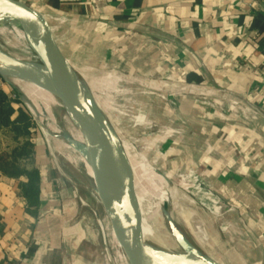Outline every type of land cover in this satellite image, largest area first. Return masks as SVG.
<instances>
[{"label": "crops", "instance_id": "obj_1", "mask_svg": "<svg viewBox=\"0 0 264 264\" xmlns=\"http://www.w3.org/2000/svg\"><path fill=\"white\" fill-rule=\"evenodd\" d=\"M18 1L55 20L92 68L146 84L148 124L156 115L171 132L160 154L225 207L215 232L224 262L264 264V0ZM41 174L34 216L27 179L0 171V264H110L102 234L90 220L73 223L75 202Z\"/></svg>", "mask_w": 264, "mask_h": 264}, {"label": "water", "instance_id": "obj_2", "mask_svg": "<svg viewBox=\"0 0 264 264\" xmlns=\"http://www.w3.org/2000/svg\"><path fill=\"white\" fill-rule=\"evenodd\" d=\"M0 18L17 22L21 29L29 28L41 34L58 52V59L47 64L26 62L3 49L1 28L0 76L24 97L27 85L32 84L55 94L70 109L80 140L66 139V143L76 147L89 166L95 192L128 264H170L157 237L148 241L143 239L138 199L128 191L124 177L128 170L127 158L123 151L112 149L105 113L96 98L98 91L92 88L84 74L85 70H92L77 46L69 37L62 36L55 20L22 1L0 0ZM80 70H84L83 73ZM28 109L37 121L36 115ZM167 206L173 209L169 201ZM173 212H179L181 220L180 233L175 236L181 253L189 264H201L196 259L197 252L189 237L185 218L179 210Z\"/></svg>", "mask_w": 264, "mask_h": 264}, {"label": "rangeland", "instance_id": "obj_3", "mask_svg": "<svg viewBox=\"0 0 264 264\" xmlns=\"http://www.w3.org/2000/svg\"><path fill=\"white\" fill-rule=\"evenodd\" d=\"M88 66L91 70L96 69L111 73L115 71L123 74L118 70L109 69L110 67L102 69L92 68L90 65ZM8 87L10 91L14 90L11 86L8 85ZM16 92L17 98L15 97V99L24 105L25 109L30 114L32 121L35 123V127L31 128V134L29 135L18 136L11 130L0 131V164L3 165V163L11 162L13 160L12 156L15 149H20L27 143L34 145L33 156L28 158L20 157L18 158L17 163L28 169L39 168L41 171L48 172L51 180L57 182L60 186L57 190V194L59 196L61 195L62 198L72 199L75 202V211L73 214L71 213V215H73L72 222L77 223L83 219H86V221L90 220L95 225L96 229L102 234L103 241L100 247L102 254H104L106 258L108 257V259L110 257L112 264H128L127 260H125V262L121 261L122 263L120 262V258L124 254L118 247V242L114 237V233L110 230L111 225L95 192L93 181L90 179V177L93 178V175L89 166L80 155L79 150H74L72 153L69 149L66 150V153H69V156L67 157V154L62 148L61 141L57 142V144H59L58 147L60 154L48 146L45 128L40 120L42 117L43 120H45L48 117L46 114L52 113L53 111L57 112L59 110L56 109V107L51 110V106L45 104L36 90L31 86H28L26 89L25 97L22 93L18 91ZM148 93L149 90L146 84L132 85L124 82L115 90L107 91L105 93L107 95L108 103V110L105 113L110 116L112 126L114 128L117 127V129L123 134L124 139L129 143H132L137 151L144 155L146 161L151 164V168L157 174H164L169 181H171V184L178 186V188L186 195V198H189L190 201L195 198L199 203L193 206L185 202L183 203L185 204V211L181 213L186 220V228L188 230L189 227L193 234L195 231L204 232L206 243L201 245L203 250L206 253L215 256L220 262H224L223 259L228 260L227 253L221 249L222 246L219 244L220 241L218 242L215 239V232H220L224 229L220 227L219 223L217 224V220H220V217L224 215L225 207L218 198L205 189V186L202 185V181L196 173L178 171V169H175V165L172 164V159L170 157H163L160 154L163 148L158 139L166 134H171V132H167L168 130H165L164 127H162V123L160 124L156 122V115H152L155 121L150 125L148 124L150 121L149 114H152L150 109L152 110V108H155V105L146 106V96H148ZM200 102L204 104H208L209 102L213 103L209 99L204 98H200ZM26 105L36 115L37 121ZM14 106L17 109L20 107V105L16 103ZM57 113L60 115V111ZM54 120H56V117L53 118V121ZM69 148L72 150L70 146ZM128 191L130 192L129 188ZM155 197L158 200L159 196L154 195V198ZM210 207L219 212L221 216L216 217L213 215L207 210ZM178 213L179 212H175L174 214L180 225L181 220ZM187 217L189 218V225ZM158 219L163 221L165 218L161 215ZM162 228L165 232H171V227L165 222V220ZM147 230L154 237H157L159 244L166 249L178 255H183L181 250L179 251L180 248L178 245L149 229ZM188 234L190 237L189 230Z\"/></svg>", "mask_w": 264, "mask_h": 264}, {"label": "bare ground", "instance_id": "obj_4", "mask_svg": "<svg viewBox=\"0 0 264 264\" xmlns=\"http://www.w3.org/2000/svg\"><path fill=\"white\" fill-rule=\"evenodd\" d=\"M1 28L3 30V49L7 50L13 56L37 65L47 64L58 59V54L54 52L34 30L29 28L21 29L17 25V22L0 18V29ZM76 69L78 70V68ZM80 71L83 73L84 70ZM84 74L88 78L92 88L97 89L98 95L96 98L104 113L108 110L107 95L105 94L107 91L115 90L124 82L129 84H139L137 80L128 78L119 72L111 73L108 71L92 69V71L85 70ZM28 86H31L36 90L45 104L51 106V110L56 107V109L60 111V115L57 113L59 111H53L52 113L46 114L48 117L45 120H43V117L40 120L45 128L48 146L60 154L58 147L59 144H57V142L61 141L65 153L68 149L71 153L74 152V150H78L76 147H72L66 143V139L74 142L80 140V135H77L76 128H74L73 125L72 112L70 109L67 108L55 94L37 88L32 84H28L27 87ZM54 117H56V120L53 121ZM105 117L110 132L112 149L114 151H123L127 158L128 170L124 174V177L127 187L130 189V193L138 199L142 214L141 228L144 241H148L154 237L147 230L149 229L177 245L175 236L180 233V225L173 211L179 210L180 212H184V202L191 206L199 203L195 198L190 201L178 186L171 184V181H169L167 177L157 174L151 168V164L146 161L144 155L139 153L132 143H129L124 139L123 134L117 129V127L114 128L112 126V120L107 113H105ZM56 136H59L60 138ZM66 154L68 157L69 153ZM153 194L159 196L158 200L156 197L154 198ZM168 201L173 204L172 210L167 207ZM207 210L216 217L221 216L220 213L212 209V207ZM161 215H163L165 222L171 227V232H165L163 230L162 227L164 225V220L162 221L158 219ZM187 221L189 225L188 217ZM188 230L192 244L197 252L196 259L201 264H210L211 262L221 263L215 256L206 253L203 250L201 245L206 243L204 232L195 231L193 234L189 227ZM161 247L170 264H189L184 255L173 253L162 245Z\"/></svg>", "mask_w": 264, "mask_h": 264}, {"label": "trees", "instance_id": "obj_5", "mask_svg": "<svg viewBox=\"0 0 264 264\" xmlns=\"http://www.w3.org/2000/svg\"><path fill=\"white\" fill-rule=\"evenodd\" d=\"M19 104L17 109L14 104ZM17 114V118L13 119ZM35 127V123L24 105L16 100L12 101L6 94L0 93V131L11 130L20 135L31 134V128ZM34 145L31 143L24 144L20 149L13 151V160L9 163L0 164V171L6 176L20 180L26 178L27 182H20V188L27 201L28 211L34 215H38V211L42 202L43 180L41 171L37 168L28 169L17 163L20 157L33 156Z\"/></svg>", "mask_w": 264, "mask_h": 264}, {"label": "built area", "instance_id": "obj_6", "mask_svg": "<svg viewBox=\"0 0 264 264\" xmlns=\"http://www.w3.org/2000/svg\"><path fill=\"white\" fill-rule=\"evenodd\" d=\"M0 93L6 94L11 100H16L15 96L10 95L8 83L0 76ZM237 104V103H235Z\"/></svg>", "mask_w": 264, "mask_h": 264}]
</instances>
